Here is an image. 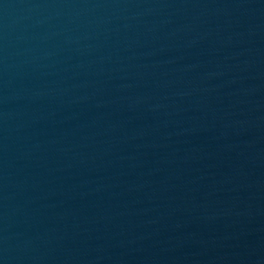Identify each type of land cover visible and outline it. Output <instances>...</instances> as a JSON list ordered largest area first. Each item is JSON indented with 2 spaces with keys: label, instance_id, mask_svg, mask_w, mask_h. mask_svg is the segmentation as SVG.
I'll use <instances>...</instances> for the list:
<instances>
[{
  "label": "water",
  "instance_id": "1",
  "mask_svg": "<svg viewBox=\"0 0 264 264\" xmlns=\"http://www.w3.org/2000/svg\"><path fill=\"white\" fill-rule=\"evenodd\" d=\"M0 264H264V0H0Z\"/></svg>",
  "mask_w": 264,
  "mask_h": 264
}]
</instances>
